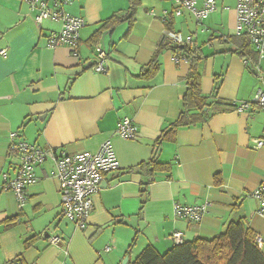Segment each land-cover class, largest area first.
I'll list each match as a JSON object with an SVG mask.
<instances>
[{
  "label": "crops",
  "instance_id": "1",
  "mask_svg": "<svg viewBox=\"0 0 264 264\" xmlns=\"http://www.w3.org/2000/svg\"><path fill=\"white\" fill-rule=\"evenodd\" d=\"M40 1L54 7V0ZM140 1L132 27L123 22L97 43L92 36L115 13L126 12L129 0L64 5V11L86 22L75 58L67 46L48 45L47 36L61 29L60 21L46 18L39 25V5L34 9L31 0H0V264H123L148 245L168 251L176 244V231L184 241L212 239L240 220L262 239L264 252V217L251 196L264 179V145L257 148L255 142L264 139V109L256 104L236 109L263 87L264 57L251 42L250 53L243 56L232 40L237 0H216L217 10L200 22L189 11L177 16L176 0ZM169 31L193 36L194 63L193 58L176 63L169 47L159 57V72L142 77L159 46L170 45ZM98 44L107 52L102 73L92 69ZM193 64L209 106L198 122L178 129L175 141L163 143L159 161L171 164V172L159 171L145 184L138 166L153 157L155 141L184 111ZM124 117L138 125L136 139L117 133ZM12 133L17 134L14 142L57 153L96 152L112 141L120 168L105 174L85 229L63 215L51 161L37 166V179L19 206L4 178L16 176L20 164L11 150ZM206 200L212 206L201 222L173 213L177 203ZM55 237L60 241L53 243Z\"/></svg>",
  "mask_w": 264,
  "mask_h": 264
},
{
  "label": "built area",
  "instance_id": "2",
  "mask_svg": "<svg viewBox=\"0 0 264 264\" xmlns=\"http://www.w3.org/2000/svg\"><path fill=\"white\" fill-rule=\"evenodd\" d=\"M71 0H54V7H48L44 1L31 0V4L36 11L35 18L39 25L46 18L60 21L61 29L52 32L47 36L50 47L67 46L78 58L80 32L85 25V19L64 11L62 7L69 4ZM198 0H176L175 14L180 16L184 11L192 13L197 21L209 16L217 10L216 0H204L201 7L197 6ZM237 24L236 35H245L250 39L260 56L264 57V0H237L236 5ZM167 39L173 46L193 45V36H183L181 33L169 31ZM3 55L6 50H3ZM96 60L92 65L95 72H106L105 62L107 52L101 44L95 48ZM185 57L175 54V62L179 63ZM245 63L252 66L250 60ZM263 87L257 90L252 101H243L236 105L238 111L249 109L253 104L264 109V74L261 76ZM117 133L126 139H136L138 135V125L129 117H124L118 124ZM16 133L11 134L13 140L11 150L20 158V164L16 176L9 178L4 174L7 186L12 189L18 199L19 206L23 207L27 200V189L34 184L36 168L47 161L54 164L53 174L60 183V191L63 205V215L78 228L85 229L89 224V218L94 210V199L100 190L105 174L120 168L115 147L110 140L104 141L96 152L82 151L77 153L55 152L52 149H42L36 144L26 141L14 142ZM256 147L264 145V139H256ZM251 196L259 202L258 213L264 217V179L251 192ZM212 203L206 200L199 204H175L173 213L177 218L190 222H201L205 214L209 211ZM176 244L183 243L182 232L176 231L173 234ZM60 241L59 237L52 239L53 243ZM262 239L258 237V243ZM107 250L110 248L107 247ZM6 264H21L19 261Z\"/></svg>",
  "mask_w": 264,
  "mask_h": 264
},
{
  "label": "trees",
  "instance_id": "3",
  "mask_svg": "<svg viewBox=\"0 0 264 264\" xmlns=\"http://www.w3.org/2000/svg\"><path fill=\"white\" fill-rule=\"evenodd\" d=\"M129 3L126 12L115 13L95 32L92 36L93 43L102 40L108 31L114 30L123 22H129L131 27L134 25L141 1L129 0ZM232 40L240 45L243 56L250 53V39L247 36H233ZM170 45L163 42L159 46L151 62L141 73L142 77L152 78L159 72V57L169 47L179 57L190 60L193 58L192 63H194L196 52L191 46ZM208 106V98L202 94L201 90V77L193 64L188 78V90L184 96V111L174 123L162 131L160 137L155 141L153 157L138 166L144 174L145 184L155 179V175L159 171L171 172V164L159 161L163 143L175 141L178 129L198 122L202 114L206 113L205 108ZM193 109H196L197 112L192 113ZM168 177H171L170 173ZM215 179L216 184L222 183L220 175H217ZM16 219V217L12 218L8 222L12 224ZM29 244L30 241L26 243L27 246ZM127 264H264V252L258 243L257 233L247 226L244 220H240L230 223L225 232L212 239L198 237L191 241H184L175 244L164 253H161L154 245H148L133 261L130 260Z\"/></svg>",
  "mask_w": 264,
  "mask_h": 264
},
{
  "label": "water",
  "instance_id": "4",
  "mask_svg": "<svg viewBox=\"0 0 264 264\" xmlns=\"http://www.w3.org/2000/svg\"><path fill=\"white\" fill-rule=\"evenodd\" d=\"M128 261H129V258H126V259L124 260L123 264H127Z\"/></svg>",
  "mask_w": 264,
  "mask_h": 264
}]
</instances>
